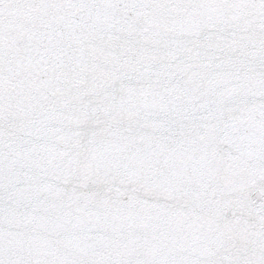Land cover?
Instances as JSON below:
<instances>
[{
    "label": "snow or ice",
    "instance_id": "snow-or-ice-1",
    "mask_svg": "<svg viewBox=\"0 0 264 264\" xmlns=\"http://www.w3.org/2000/svg\"><path fill=\"white\" fill-rule=\"evenodd\" d=\"M0 264H264V0H0Z\"/></svg>",
    "mask_w": 264,
    "mask_h": 264
}]
</instances>
